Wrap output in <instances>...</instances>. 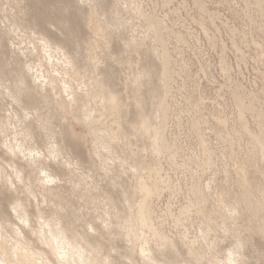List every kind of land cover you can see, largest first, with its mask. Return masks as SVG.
Returning <instances> with one entry per match:
<instances>
[{
  "label": "rangeland",
  "instance_id": "374dc122",
  "mask_svg": "<svg viewBox=\"0 0 264 264\" xmlns=\"http://www.w3.org/2000/svg\"><path fill=\"white\" fill-rule=\"evenodd\" d=\"M71 254L264 264V0H0V264Z\"/></svg>",
  "mask_w": 264,
  "mask_h": 264
},
{
  "label": "bare ground",
  "instance_id": "6f19581e",
  "mask_svg": "<svg viewBox=\"0 0 264 264\" xmlns=\"http://www.w3.org/2000/svg\"><path fill=\"white\" fill-rule=\"evenodd\" d=\"M258 1V0H257ZM149 19V18H148ZM161 23V22H160ZM160 26H161V24H160ZM46 46H48L47 44L45 45V47ZM48 48V47H47ZM169 63V62H168ZM68 65V64H67ZM164 65H165V61H164ZM163 78V77H162ZM168 90V89H167ZM168 96V95H167ZM161 110L163 111L162 113H164L165 114V109H164V107L163 106H161ZM160 110V111H161ZM167 118V117H166ZM142 126H146L145 124L144 125H142ZM141 127V126H140ZM145 128H148L147 126L145 127ZM143 129V128H142ZM144 130V129H143ZM147 131H148V129H146ZM147 133V132H146ZM149 133V132H148ZM162 139V138H161ZM151 140V139H150ZM153 142H154V140H152ZM257 141V140H256ZM152 142V144H154ZM163 144V143H162ZM262 146V145H261ZM156 147V146H155ZM7 149L10 151V153H11V149H10V147L9 146H7ZM262 149H263V147H262ZM30 161V160H29ZM31 162V161H30ZM35 164V163H34ZM36 166V165H35ZM33 167V166H32ZM148 187V186H147ZM146 187V185L145 184H143L142 186H141V188L140 189H142V191L141 192H143L144 194L143 195H145L144 196V199L142 200V202L140 203V204H138L139 206H138V208L140 209V213H142V214H144V212H146V207H147V201H148V197L150 196V191L148 190V188ZM152 190V189H151ZM140 201V200H139ZM15 209V211H16V213H18L17 212V209L16 208H14ZM148 209V208H147ZM149 210V209H148ZM145 215V214H144ZM142 216V215H141ZM140 216V217H141ZM144 217V216H143ZM137 219H138V216H137ZM144 219V218H143ZM134 220V219H133ZM142 220V219H141ZM107 221V220H106ZM143 222H146V221H143ZM142 222V223H143ZM104 223H105V220H104ZM141 223V224H142ZM94 230V229H93ZM92 230V231H93ZM129 230V229H128ZM131 233V232H130ZM57 234V233H56ZM129 234V233H128ZM132 234V233H131ZM133 235V234H132ZM129 237V236H128ZM54 247V246H53ZM66 247L68 248V250L67 251H69V252H72L71 251V247L72 246H70V243H67L66 244ZM144 247V246H143ZM142 247V248H143ZM73 248V247H72ZM54 249H55V252H56V255H57V257H59V255H61L60 257L62 258V256H65V258H66V255L69 253V252H67L66 253V251H65V249H63V248H61L60 246H58L57 244H55V247H54ZM142 251V250H141ZM83 252V251H82ZM81 252V253H82ZM147 252H149V251H147ZM147 252H144L145 254L147 253ZM81 253H79L78 252V254H81ZM142 253V252H141ZM33 254V253H32ZM149 254V253H148ZM28 255V254H27ZM35 255V254H34ZM77 255V254H76ZM82 255V254H81ZM81 255H80V257H81ZM141 255H144V254H141ZM70 256V258H67V260H74V256H73V254H71V255H69ZM83 256V255H82ZM85 256V255H84ZM33 257V256H32ZM86 257V256H85ZM142 257H144V256H142ZM145 257H147V256H145ZM36 258H39V257H36ZM64 258V257H63ZM62 258V259H63ZM64 258V259H65ZM83 259H84V257H82ZM87 258V257H86ZM90 259L89 260H91V257H89ZM151 258V257H150ZM150 258L149 259H146V258H144V259H146V260H150ZM41 259V258H40ZM62 259H60V260H62ZM93 259V258H92ZM28 260V259H27ZM33 260V259H32ZM143 260V259H142ZM25 260H23L22 261V263L24 262ZM28 261H31V259L30 260H28ZM34 261V260H33ZM39 261V260H38ZM80 261V259L78 258V261H76V259L74 260V262H75V264H77L78 262ZM85 261H86V259H85ZM42 262H43V260H42ZM41 262V263H42ZM73 262V261H72ZM73 262V263H74ZM77 262V263H76ZM81 262H82V259H81ZM151 262V261H150ZM149 262V263H150ZM35 263V262H34ZM39 263V262H38ZM49 263V262H48ZM51 263V262H50ZM70 263V262H69ZM83 263V262H82ZM87 263H88V261H87ZM97 263V262H96ZM31 264H33V263H31ZM36 264H37V262H36ZM68 264V263H67ZM80 264V263H79ZM93 264H95V262L93 263Z\"/></svg>",
  "mask_w": 264,
  "mask_h": 264
},
{
  "label": "snow or ice",
  "instance_id": "6c2138e0",
  "mask_svg": "<svg viewBox=\"0 0 264 264\" xmlns=\"http://www.w3.org/2000/svg\"><path fill=\"white\" fill-rule=\"evenodd\" d=\"M51 181H49V183H50Z\"/></svg>",
  "mask_w": 264,
  "mask_h": 264
}]
</instances>
